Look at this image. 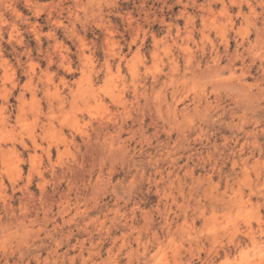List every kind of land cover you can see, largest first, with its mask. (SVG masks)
Masks as SVG:
<instances>
[{
	"label": "clouds",
	"instance_id": "obj_1",
	"mask_svg": "<svg viewBox=\"0 0 264 264\" xmlns=\"http://www.w3.org/2000/svg\"><path fill=\"white\" fill-rule=\"evenodd\" d=\"M0 264H264V0H0Z\"/></svg>",
	"mask_w": 264,
	"mask_h": 264
}]
</instances>
